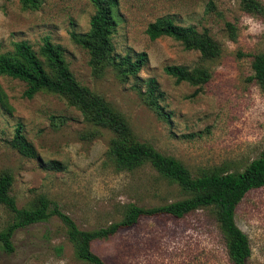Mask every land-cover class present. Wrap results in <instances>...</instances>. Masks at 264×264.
Wrapping results in <instances>:
<instances>
[{
  "label": "rangeland",
  "instance_id": "rangeland-1",
  "mask_svg": "<svg viewBox=\"0 0 264 264\" xmlns=\"http://www.w3.org/2000/svg\"><path fill=\"white\" fill-rule=\"evenodd\" d=\"M258 1L264 7V0ZM116 4L115 53L146 55L140 82L123 83L111 68L95 72L88 52L72 40L71 33L85 35L90 30L95 12L91 0H43L37 10L22 9L19 0H0V55L13 53L14 44L25 41L40 56L42 40L48 37L61 46L81 86L108 101L140 142L178 160L193 175L221 165L230 172L243 171L259 158L264 153V93L250 78L252 56L264 53V14H246L239 0H116ZM159 18L211 37L219 44L220 55L203 62L198 51L186 50L171 38L150 41L145 30ZM201 64L210 80L198 87L176 83L163 71L167 65L192 70ZM150 78L163 93L159 105L169 119L144 100V82ZM25 90L23 82L0 76V173L11 174V195L18 208L43 196L80 229L93 230L120 221L124 205L151 208L184 198L150 165L118 171L108 157L112 134L88 123L65 98L43 91L29 99ZM18 125L36 158H25L11 147ZM51 161L60 169L46 168ZM9 221V213L0 206V231ZM235 223L250 243L246 264H264V187L249 191L237 205ZM13 243L14 253L0 252V264H85L75 256L57 218L18 230ZM92 250L105 264H230L220 229L206 210L179 220L143 218L134 227L95 242Z\"/></svg>",
  "mask_w": 264,
  "mask_h": 264
},
{
  "label": "trees",
  "instance_id": "trees-1",
  "mask_svg": "<svg viewBox=\"0 0 264 264\" xmlns=\"http://www.w3.org/2000/svg\"><path fill=\"white\" fill-rule=\"evenodd\" d=\"M43 0H19L24 10H37ZM241 9L249 15H263L264 7L258 0H239ZM95 12L90 19V30L85 35L71 33L72 40L90 56V65L95 72L111 68L121 82L133 79L140 82V71L147 64L144 53L116 55L112 42L117 28L116 0H91ZM230 32L233 28L227 24ZM150 41L168 37L183 45L186 50H195L201 61L210 62L218 58L220 46L206 34H199L190 27L175 25L168 18H159L149 23L145 30ZM235 40V36L231 35ZM40 56L25 42L14 44L11 54L0 55V76L23 82L24 96L31 99L39 92H48L65 98L71 106L78 108L85 120L93 126L108 130L112 136L108 141V157L118 171L132 172L150 165L163 179L175 184L184 198L171 203L145 208L136 204L123 207L120 221L105 228L82 230L74 220L43 196H38L29 206L18 208L11 195L13 179L10 173H0V206L10 215L7 226L0 231V252L14 253L13 237L18 230L47 223L57 218L65 230L75 256L85 264H105L93 250L92 245L114 236L121 230L134 227L143 218L170 217L182 219L197 211H208L214 218L223 236L227 259L230 264H246L251 255L247 236L235 223L237 205L246 194L264 187V153L251 161L243 171L230 172L226 166L212 167L193 175L188 168L173 157L163 155L147 143L140 142L125 118L102 96L81 86L69 70L63 49L48 37L42 40ZM42 58V59H41ZM251 69L254 81L264 93V53L252 56ZM164 73L176 83L186 82L202 86L210 80V74L202 64L189 70L183 66L167 65ZM144 100L158 115L169 119L159 101L163 98L157 81L150 78L144 82ZM3 101V100H2ZM4 106H6L3 101ZM11 147L25 158H36V151L25 138L21 125L14 131ZM46 168L60 169L59 163L51 161ZM60 253L62 247H56Z\"/></svg>",
  "mask_w": 264,
  "mask_h": 264
}]
</instances>
